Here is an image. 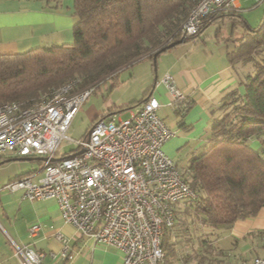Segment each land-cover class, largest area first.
I'll use <instances>...</instances> for the list:
<instances>
[{"label": "built area", "instance_id": "built-area-1", "mask_svg": "<svg viewBox=\"0 0 264 264\" xmlns=\"http://www.w3.org/2000/svg\"><path fill=\"white\" fill-rule=\"evenodd\" d=\"M240 8L241 0H198L181 33L196 35L205 16ZM79 82L69 79L29 104L0 103V155L45 157L37 180L29 173L4 187L23 190L30 199H57L67 222L122 251L121 264H161L166 229L175 225L178 208L198 196L164 149L176 131L159 115L161 104L150 94L139 108L99 117L82 137H71L72 119L93 90L77 89ZM163 82L170 104L185 113L191 106L185 92L170 73ZM64 140L75 146L69 153H60ZM37 230L35 224L29 232ZM57 238L66 256L67 239L61 233ZM10 243L21 264H42L41 251ZM252 264H264V256H255Z\"/></svg>", "mask_w": 264, "mask_h": 264}, {"label": "trees", "instance_id": "trees-1", "mask_svg": "<svg viewBox=\"0 0 264 264\" xmlns=\"http://www.w3.org/2000/svg\"><path fill=\"white\" fill-rule=\"evenodd\" d=\"M197 1L74 0L72 42L0 51V103H32L76 75L83 78L77 89L96 86L99 79L115 77L143 57L154 60L156 51L183 36L181 27ZM242 9L209 14L199 33L184 37L196 41L211 20L228 15L240 16L244 25L241 34L233 29L225 38L235 43L230 61L249 68L242 89L236 87L224 95L222 114L213 119L211 146L193 157L190 170L182 173L198 196L178 211L188 208L200 217L199 224L212 228L230 227L264 206V16L252 26L241 15ZM151 90L137 101L110 107L93 122L145 101ZM251 139L261 141V151L251 146ZM175 225L162 238L161 264L181 262L172 240Z\"/></svg>", "mask_w": 264, "mask_h": 264}, {"label": "crops", "instance_id": "crops-1", "mask_svg": "<svg viewBox=\"0 0 264 264\" xmlns=\"http://www.w3.org/2000/svg\"><path fill=\"white\" fill-rule=\"evenodd\" d=\"M74 23V0H0V51L14 53L70 43L74 38ZM219 32L221 34L216 33L215 38L208 35L202 43L196 40L185 50L165 51L170 53L159 64L156 61L154 81L149 77L143 87L141 85L142 96L134 92L122 104L112 105L137 101L152 88L150 94L161 104L159 115L176 131L164 144V149L174 161L179 159L182 166L175 163L182 173L190 170L193 157L211 146L213 119L221 114L224 95L233 88L242 89V79L249 72L247 66L230 61L229 53L235 43L225 40L227 35L222 30ZM167 73L191 103L183 115L170 104L171 95L163 82ZM141 103L129 108L137 109ZM129 108L120 111L127 114ZM250 144L257 150L262 145L257 139H251ZM29 157L0 155V190L7 189L4 185L21 175H41V159ZM35 159L41 162L39 168L19 161ZM35 224L39 225V230L31 234L29 229ZM57 233L67 239L66 256L61 254L64 244ZM10 239L21 247L41 251L42 264H121L123 256L118 247L99 242L67 222L57 199H30L23 190L7 189L0 193V264H21ZM208 246L211 251L199 264H252L255 256H264V206L256 215L235 221L217 240L209 239Z\"/></svg>", "mask_w": 264, "mask_h": 264}, {"label": "rangeland", "instance_id": "rangeland-1", "mask_svg": "<svg viewBox=\"0 0 264 264\" xmlns=\"http://www.w3.org/2000/svg\"><path fill=\"white\" fill-rule=\"evenodd\" d=\"M241 3L243 6L241 15L244 16L249 24L257 26L264 16V1L254 6H252L254 0H241ZM243 28L244 25L240 16L228 15L225 18L211 20L202 30V38L197 37L196 40L197 43H202L203 39H206L208 35L215 38L216 33H218L219 30H222L225 36L231 33L233 29H235L237 34H241ZM194 42L195 40L188 39L169 49L173 51L176 49L185 50L187 49V45H194ZM169 49L165 51H168ZM165 51H162L157 55L156 61L158 64L159 61L161 62V59L164 60L165 57L169 55L170 52ZM155 68L157 69L158 67L155 66L152 58L149 56L143 57L134 64L121 69L119 74L115 75V77L108 76L105 79L101 78L96 82V86L89 85L91 88L93 87V90L74 115L69 130L70 136L73 138L82 137L98 114H102L103 111L113 104H122L124 102L123 100L129 98L134 92H137L139 97H141L144 93L142 87L145 79L153 77L151 82L155 79ZM74 77L80 78L81 81L83 80L80 75ZM139 107L140 105L138 108ZM259 142L261 143V141ZM74 147L73 144H69L64 140L60 147V153H68L74 149ZM262 147L263 146L261 145L259 149L260 151L262 150ZM19 161L32 163L36 168H39L41 163L40 160L37 159ZM175 161L180 167L182 166L178 158H175ZM40 174L42 175V172H40ZM39 177L34 176V180H37ZM6 190L7 189H1L0 193ZM177 215L178 222H176L177 225H175L174 230H172L174 232L172 240L175 243L174 245L177 250V255H179L181 259L180 264H199V261L206 258L211 251V247L208 246L209 239L217 240L219 235L221 236L223 232L226 231V227L212 228L199 224L200 217L195 215L193 211L188 208L184 210V207H181Z\"/></svg>", "mask_w": 264, "mask_h": 264}, {"label": "water", "instance_id": "water-1", "mask_svg": "<svg viewBox=\"0 0 264 264\" xmlns=\"http://www.w3.org/2000/svg\"><path fill=\"white\" fill-rule=\"evenodd\" d=\"M185 41H186V39L184 38V36H182L181 38H179V39H177V40H175V41L169 43L168 45H166V46L163 47L162 49L156 51L155 54H154V61H156L157 55H158L160 52L165 51V50H167V49H169V48H171V47H173V46H175V45H177V44H179V43L185 42ZM81 151H83V149H81L79 152H81ZM17 158H30V157H17ZM37 158H39V159H44L45 157H41V156H39V157H37Z\"/></svg>", "mask_w": 264, "mask_h": 264}]
</instances>
